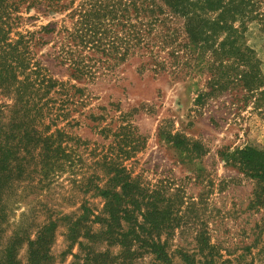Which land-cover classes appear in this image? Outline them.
I'll use <instances>...</instances> for the list:
<instances>
[{"label":"trees","instance_id":"trees-1","mask_svg":"<svg viewBox=\"0 0 264 264\" xmlns=\"http://www.w3.org/2000/svg\"><path fill=\"white\" fill-rule=\"evenodd\" d=\"M18 1L26 10L61 17L37 31L17 32L0 47L20 114L6 142L0 140V264H22L21 247L24 264H55L50 246L58 228L69 264H131L141 255L166 264L167 241L176 229L191 230L189 251L206 259L218 248L206 243L207 213L228 222L221 232L232 243L218 241L226 255L264 248V148L217 151L233 174L215 184L202 172L148 187L125 166L143 142L131 114L112 103L81 112L93 98L85 84L113 86L131 69L173 79L203 73L207 92L198 98H223L220 121L235 123L246 108L247 116L264 117V72L255 49L258 42L264 45V0H6V6ZM11 20L6 17L7 27ZM46 44L45 56L66 80L31 62L32 50ZM43 118L51 122V133ZM81 124L100 141L71 132ZM167 137L187 161L200 156L198 143ZM188 183L200 186L194 196L187 193ZM212 191L228 209L207 210ZM32 193L13 220L16 204ZM46 197L59 204L50 208ZM110 247L119 252L109 254Z\"/></svg>","mask_w":264,"mask_h":264},{"label":"rangeland","instance_id":"rangeland-1","mask_svg":"<svg viewBox=\"0 0 264 264\" xmlns=\"http://www.w3.org/2000/svg\"><path fill=\"white\" fill-rule=\"evenodd\" d=\"M7 3L9 4V2ZM6 17L12 19L8 27ZM60 17L51 11L39 14L32 9L26 10V4L22 1H18L15 6H6V0H0V47L6 44V40L15 39L14 35L17 32L24 34V31H37L38 27L56 21ZM250 41L254 43V39L250 38ZM255 46L264 72V45L262 42H258ZM47 52H49V44L36 47L32 50L31 62H38L44 66L47 69V74L52 78L66 80L63 71L53 67L49 58L45 56L48 54ZM14 76L19 80L22 78L16 72H14ZM123 76L124 79L114 83L113 86L111 83H102L97 86L85 84L93 98L86 108L81 109V112H86L89 108L93 111L96 106H106V104L112 103L117 106L120 112L131 114L129 121L134 126L136 134L143 138V142L142 148L125 162V166L131 170L132 175H137L144 185L151 187L157 181L165 180V178L182 179L184 176H189L190 173L202 174V172L208 174L207 177L214 182L215 179L226 178L233 174L232 170L222 166L217 151L233 150L244 145L264 148V117H249L246 113V110L249 109L246 108L238 113L239 118L235 123L227 118L220 121L218 117L221 110L217 107L223 98H198L207 92L206 75L203 73L193 72L181 79H173L166 74L152 75L149 72L136 75L131 69H128L123 73ZM11 78V74H6V55H3L0 58V140L3 143L6 142V134L12 132L14 126L13 124L10 127L12 120L20 118L17 108L13 105L14 92L12 87H8ZM135 109L138 110L134 112ZM112 114L117 115L118 112ZM42 122L44 125L51 124L45 118L42 119ZM34 126L38 131L43 130V126L38 123H34ZM8 127L9 129H7ZM46 131L51 133L53 126L50 125ZM71 132L81 140L100 141L82 124L72 128ZM174 134L190 143H198L202 149L200 156L195 160L192 158L191 161L179 156V151L172 146L167 137ZM104 143L106 144L107 141ZM187 188L188 195L194 196L200 186H191L188 183ZM212 193L208 196V211L214 209L223 211L229 208V205H225L224 209L221 208L220 201L216 200L218 195L214 191ZM25 196L14 207L16 210L12 214L13 220H16L18 215L24 211L26 204L34 198L35 194H26ZM46 199L49 200L48 197ZM49 202L50 208L56 202L59 204L53 197ZM93 202L97 203L98 199ZM64 211L66 212V210ZM207 215L208 213L204 217L206 221L204 224L208 228L209 234L206 243L208 246L217 244V250L212 251L206 259L201 258L202 255L198 252L189 251L192 248V231L188 230L186 233L180 234L176 229L173 234H170L171 238L167 241L168 262L166 264H264V248H261L260 245L246 252L233 251L230 255L219 250L222 244L219 245L218 241L226 240L227 244L232 243V240L224 238L221 232L223 224L228 222H218L219 218H214V216L209 218ZM214 224L218 225L219 231L213 227ZM230 237L232 236L230 235ZM186 244L190 245L186 246ZM180 246H184V250H180L178 248ZM99 249L105 248L100 246ZM185 250L187 252H184ZM64 251L65 242L61 236V229L58 228L50 246V254L54 257L55 264L71 262L72 259L69 255L62 254ZM72 252H77L75 246ZM108 252L115 255L119 252V248L110 247ZM18 256L24 264V248L21 247L18 250ZM153 258L150 255H141L131 264H161L154 261Z\"/></svg>","mask_w":264,"mask_h":264}]
</instances>
